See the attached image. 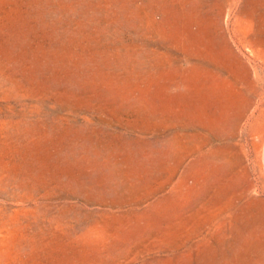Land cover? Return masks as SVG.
Here are the masks:
<instances>
[{
  "label": "rangeland",
  "instance_id": "1",
  "mask_svg": "<svg viewBox=\"0 0 264 264\" xmlns=\"http://www.w3.org/2000/svg\"><path fill=\"white\" fill-rule=\"evenodd\" d=\"M0 264H264V0H0Z\"/></svg>",
  "mask_w": 264,
  "mask_h": 264
}]
</instances>
